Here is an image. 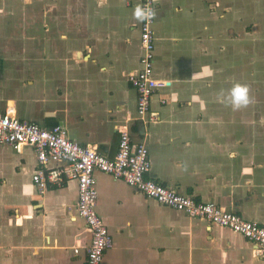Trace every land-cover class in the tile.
<instances>
[{"label":"crops","instance_id":"1","mask_svg":"<svg viewBox=\"0 0 264 264\" xmlns=\"http://www.w3.org/2000/svg\"><path fill=\"white\" fill-rule=\"evenodd\" d=\"M137 5L142 0H0V113L60 125L108 158L127 129L147 145V178L264 226V132L254 131L264 126L256 117L264 104L249 87L252 103L240 119L218 100L238 83L240 34L264 41V0H155L153 73L168 85L152 93L155 120L146 126L128 80L141 68ZM37 169L31 146L0 143V264H83L91 232L76 209L77 183L41 191ZM94 176L96 210L113 239L102 264H264V252L242 235L120 178Z\"/></svg>","mask_w":264,"mask_h":264},{"label":"built area","instance_id":"2","mask_svg":"<svg viewBox=\"0 0 264 264\" xmlns=\"http://www.w3.org/2000/svg\"><path fill=\"white\" fill-rule=\"evenodd\" d=\"M141 6L155 9V0H142ZM154 23L155 18L141 23V68L128 76L136 92V115L145 126L155 120L150 113L152 93L168 85L167 80L157 78L153 73ZM0 143L16 150L28 145L36 151L38 169L32 175V180L41 191L48 184L60 185L67 179L76 181V209L91 232L83 264H102L106 250L113 244L112 235L96 210V171L120 178L158 203L190 217L204 218L214 225L228 228L255 243L256 254L264 252L263 225L244 220L212 202H201L178 194L166 185L147 178L145 175L151 165L147 145L144 141H132L127 129L119 132L115 156L108 158L91 146H83L69 139L60 125L45 128L34 122L20 120L12 110L7 109L0 113ZM49 162L56 166L47 168ZM74 252L78 253L79 249L75 248Z\"/></svg>","mask_w":264,"mask_h":264},{"label":"rangeland","instance_id":"3","mask_svg":"<svg viewBox=\"0 0 264 264\" xmlns=\"http://www.w3.org/2000/svg\"><path fill=\"white\" fill-rule=\"evenodd\" d=\"M262 42V44H261ZM261 45L243 34H240V44L237 51L238 71L233 75L240 84H246L254 90V101L264 104V41ZM252 90V91H253ZM256 117L264 119V107L256 111ZM247 112L240 110V119L246 117ZM256 133L264 132V126L256 125Z\"/></svg>","mask_w":264,"mask_h":264},{"label":"clouds","instance_id":"4","mask_svg":"<svg viewBox=\"0 0 264 264\" xmlns=\"http://www.w3.org/2000/svg\"><path fill=\"white\" fill-rule=\"evenodd\" d=\"M25 4L31 3V0H24ZM133 19L137 22H150L156 16V10L151 6L137 5L133 9ZM214 73L211 69H208V75L212 76ZM250 88L246 84L235 83L228 90L227 95L223 91L218 94V100L220 103L225 104L234 111H238L242 108H247L251 103V97L249 95Z\"/></svg>","mask_w":264,"mask_h":264}]
</instances>
